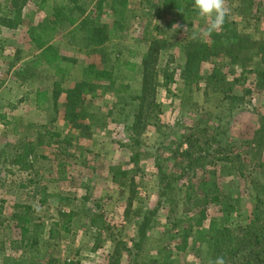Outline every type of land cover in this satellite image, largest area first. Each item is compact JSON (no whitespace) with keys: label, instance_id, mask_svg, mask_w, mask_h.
Listing matches in <instances>:
<instances>
[{"label":"rangeland","instance_id":"374dc122","mask_svg":"<svg viewBox=\"0 0 264 264\" xmlns=\"http://www.w3.org/2000/svg\"><path fill=\"white\" fill-rule=\"evenodd\" d=\"M80 1L86 13L96 2ZM156 1L128 0L122 30L91 54L84 48V31L69 34L71 26L65 21L58 23L50 43L71 63L63 80L45 67L25 83L11 76L15 67L37 53L28 27L44 19L48 23L51 10H38V0H17L21 21L12 28L2 25L0 15V113L8 121L7 125L0 121V264L6 257H33L42 262L54 259L56 264L64 260L74 264H209L206 244L198 242L187 221L197 207L193 200H185L184 191L212 170L221 193L237 205V212L225 225L236 229L245 224V216L256 203L255 196L264 209V145L254 135L264 116V80L253 73L258 57L247 65L233 63L224 55L211 62L202 61L199 78L185 86L183 48L205 22L198 15L192 17L191 25L173 22L172 11L156 18L152 12ZM6 2L0 0V8ZM227 6L231 15L226 20L241 34L264 39V0H227ZM115 19L106 7L100 16L104 31ZM150 46L153 58L147 71L152 90L143 107L139 145H135L127 129L133 120L129 97L140 89L141 57ZM117 54L119 64L115 63ZM124 60L135 62V69L127 70ZM90 63L109 79L91 82L92 90L82 105L84 115L77 118L80 126L74 128L64 117V92L49 108L36 107V88L47 89L50 94L55 80L63 89L72 87L83 78L82 70ZM209 73L232 88L228 97L206 88ZM120 84H129L130 88L118 92ZM195 123L204 129L203 135L214 137L216 142L211 143L203 166L187 171L177 183L174 192L178 203H162L141 249L136 251L139 222L144 211L159 199L160 172L167 181L179 174L176 164L183 160L186 145L180 148L178 142ZM46 130L57 131L59 136L36 147L24 168L10 163L15 145L20 141L34 145L40 137L46 141ZM65 135H71V144L63 142ZM132 153L139 155L134 167L128 161ZM109 166L132 170L127 178H113ZM25 207L28 228L36 222L44 227L37 251L14 242L20 239L18 217ZM217 208L208 204V215H218ZM96 214L102 216L106 229L96 227ZM177 218L181 221L173 226ZM206 225L207 220L202 221V226Z\"/></svg>","mask_w":264,"mask_h":264},{"label":"trees","instance_id":"16d2710c","mask_svg":"<svg viewBox=\"0 0 264 264\" xmlns=\"http://www.w3.org/2000/svg\"><path fill=\"white\" fill-rule=\"evenodd\" d=\"M145 1L150 3V0ZM49 2H52V4L50 5ZM8 4L9 7L4 6V9L0 11L3 19L2 25L10 28L16 27L21 21V7L18 5L17 0H9ZM83 5L80 0H63L62 2L58 0H39L37 3L38 10L44 8L51 10L50 15L47 17L49 22L44 23V19L42 22L28 27L27 33L37 53L31 60L15 67L11 76L25 83L38 76L40 67H45L47 70H53V75H60L61 80L65 78L71 68V63L50 43L57 31L56 25L63 20L72 27L69 30V34L78 31L85 32L83 41L87 54H91L95 47L103 44L110 37L115 36L118 31L122 30L125 7L127 6L126 0H96L93 9L88 13H86ZM106 7L110 9L113 16H116V19L112 22L111 28L104 31V26L100 22V16ZM166 11L174 12L175 18L173 22L180 21L187 25H191L192 17L197 15L193 9V0H157L152 11L154 16L157 18L160 13ZM74 12L78 15L75 16ZM183 49L185 51V61L182 79L184 80L183 84L187 87L196 78H199L197 73L200 62H211L213 61L212 58L220 55L227 56L233 63L241 65L250 64L253 57L257 56L258 62L253 67V73L259 79L264 80V39L255 40L249 34H241L231 21L226 20L222 32L219 34L213 33L209 41H194L190 38L186 41ZM152 53L153 46H150L146 53L142 54L140 63L142 68L141 86L135 94L129 97L130 114H133V120L127 126V129L130 136L133 137V144L135 145H139L138 129L142 120L143 107L148 92L150 89L152 90L149 72L147 71L148 61L151 56L153 58ZM118 54L115 57L116 64L120 63ZM123 64L129 71H133L136 67V63L130 60H124ZM104 74L103 70L98 69L94 64L90 63L82 70L83 78L72 87L63 89L60 87V81L55 80L52 81L54 87L50 94L47 89L36 88L34 91L35 105L41 109L49 108V106L54 104L59 94L64 92V117L68 123L77 128L80 126L77 123V118L84 115L82 105L85 102V96L92 90L91 82L103 77L109 79L108 75ZM205 81L206 88H210L212 92L222 93L223 98H226L225 96L227 94L229 96L230 92H232V88L226 87L224 79L218 78L214 73H209ZM129 88V84H120L117 90L118 92H125ZM186 99H191V96H187ZM0 121L5 125L8 124V121L5 120V115L2 113H0ZM13 129L17 130L16 125H14ZM45 133H48L46 141L40 137L34 145H31L27 141H20L15 145L10 163L24 168L28 162V156L36 147L47 145L52 141L54 136H59V132L57 131L49 132L46 130ZM203 133H205L204 129H199L198 123H195L191 131L184 134L178 142V147L181 148L185 144L186 149L183 151L185 154L183 160L176 164V167L180 168V172L173 180L167 181L165 174L160 172L162 182H160L159 199L152 208L144 211L142 219L139 222V239L134 244L136 251L141 249V242L146 237L147 230L151 228L158 210L162 207V203L165 202L169 206H174L175 203H178L179 200L174 191L177 188L179 180L183 178L187 171L203 166V162L209 156L211 143L216 142V139L214 137L207 138ZM254 135L264 145V116L260 118V125ZM70 139L71 135H65L62 140L67 144H71ZM53 142L57 143L58 141ZM128 161L133 167L136 166L139 162L138 153H132ZM214 164V161L210 162V165L215 166ZM108 169L113 178L118 176L127 178L129 170H132L122 169L119 166H109ZM209 172L208 177L200 178L196 184H191L184 191L185 200H193L194 203L192 202V204L197 207L196 211L192 212V215L187 219L191 223L190 229L194 230V235L197 236L198 242L206 244L207 253L210 255L211 260H215L218 256H223L226 264H264V209L259 206V203L257 204V202H260L259 197H254L256 203L245 216L246 223L238 225L236 229H232L229 225H225L224 222L233 213L237 212V205L232 199L221 193L217 177L214 175L215 171ZM210 203L218 206V215H208L207 205ZM27 208L25 207L21 217H18V223L20 224L18 226L21 228V234L20 239L14 242L18 243L21 247H28L30 250L37 251L44 227L42 223L36 222L32 223L28 228L29 217L26 215ZM95 220L96 227L99 230L107 228L101 215L96 214ZM204 220H207L205 227L202 226V221ZM179 221L181 220L177 218L172 225L178 224ZM135 256L138 257V253ZM167 257L168 255H165L164 260ZM2 264L56 263L54 259L42 262L36 261L33 257L25 260L6 257L2 259ZM61 264H74V262L72 260H64Z\"/></svg>","mask_w":264,"mask_h":264},{"label":"clouds","instance_id":"9594fccd","mask_svg":"<svg viewBox=\"0 0 264 264\" xmlns=\"http://www.w3.org/2000/svg\"><path fill=\"white\" fill-rule=\"evenodd\" d=\"M193 9L198 17L205 22V26L192 33L191 39L202 40L210 38L213 33L222 32L226 18L231 15L227 0H193ZM209 264H226L223 256L210 260Z\"/></svg>","mask_w":264,"mask_h":264},{"label":"crops","instance_id":"0c3cea01","mask_svg":"<svg viewBox=\"0 0 264 264\" xmlns=\"http://www.w3.org/2000/svg\"><path fill=\"white\" fill-rule=\"evenodd\" d=\"M4 1H7L5 4L2 5V8H0V11H2V9H4V6H8L9 7V4H8V1L9 0H4ZM39 1V0H38ZM58 1H63V0H58ZM126 2L128 3V0H126ZM49 4L51 5L52 2H49ZM44 9H47V8H44ZM50 10V9H49ZM0 15H1V12H0ZM74 15L77 16L78 14L76 12H74ZM2 16V15H1ZM62 19V18H61ZM64 21V20H63ZM4 28V27H3ZM72 28V27H71ZM3 29L0 28V33L2 32ZM68 33H69V30H68ZM56 47V46H55Z\"/></svg>","mask_w":264,"mask_h":264}]
</instances>
